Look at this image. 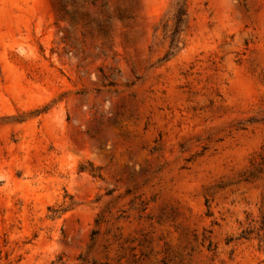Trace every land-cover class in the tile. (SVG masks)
<instances>
[{
    "label": "rangeland",
    "instance_id": "obj_1",
    "mask_svg": "<svg viewBox=\"0 0 264 264\" xmlns=\"http://www.w3.org/2000/svg\"><path fill=\"white\" fill-rule=\"evenodd\" d=\"M0 0V264H264V0Z\"/></svg>",
    "mask_w": 264,
    "mask_h": 264
},
{
    "label": "trees",
    "instance_id": "obj_2",
    "mask_svg": "<svg viewBox=\"0 0 264 264\" xmlns=\"http://www.w3.org/2000/svg\"><path fill=\"white\" fill-rule=\"evenodd\" d=\"M169 19L172 21L168 27L167 23L163 25V33L167 38V51L163 59L167 60L175 55L180 49V34L186 26V1L178 0L170 12Z\"/></svg>",
    "mask_w": 264,
    "mask_h": 264
}]
</instances>
